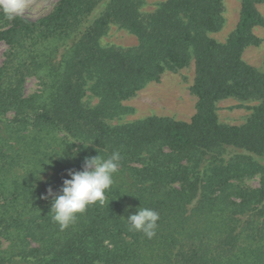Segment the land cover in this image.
Returning <instances> with one entry per match:
<instances>
[{"label": "trees", "instance_id": "16d2710c", "mask_svg": "<svg viewBox=\"0 0 264 264\" xmlns=\"http://www.w3.org/2000/svg\"><path fill=\"white\" fill-rule=\"evenodd\" d=\"M263 4L241 0L224 42L214 35L225 0H166L151 13L146 0H59L38 20L0 12V264H264V62L243 59L262 44ZM114 27L137 45L105 43ZM193 62L191 122H120L133 112L124 101ZM31 77L40 90L26 95ZM229 99L257 103L243 125L220 121ZM114 151L104 201L61 229L48 190ZM139 207L159 214L152 238L129 230Z\"/></svg>", "mask_w": 264, "mask_h": 264}, {"label": "rangeland", "instance_id": "374dc122", "mask_svg": "<svg viewBox=\"0 0 264 264\" xmlns=\"http://www.w3.org/2000/svg\"><path fill=\"white\" fill-rule=\"evenodd\" d=\"M164 1L166 0H146L145 11L153 12L159 3ZM25 2L26 6L20 15L30 20H38L49 15L59 0H25ZM225 5L226 25L224 30L214 35V38L221 42L228 38L238 24L241 0H225ZM258 9L264 15V4L260 5ZM255 33L262 40V44L259 47L247 49L243 59L248 64L259 68L264 62V27L257 28ZM105 43L130 48L137 45V38L125 30L114 27L105 38ZM7 50L6 44L0 41V64L4 61ZM194 81V62L179 72L165 73L160 82L151 83L134 98L124 101L123 104L132 108L133 112L123 117L120 122H131L149 116L169 117L177 121L191 122L196 114L198 101L197 97L192 94ZM39 90L40 83L36 78L27 79L26 95H33ZM256 104L253 102L243 103L233 99L225 100L219 104L220 121L230 126L243 125ZM249 184L258 186L259 180H252Z\"/></svg>", "mask_w": 264, "mask_h": 264}, {"label": "clouds", "instance_id": "9594fccd", "mask_svg": "<svg viewBox=\"0 0 264 264\" xmlns=\"http://www.w3.org/2000/svg\"><path fill=\"white\" fill-rule=\"evenodd\" d=\"M26 6L25 0H0V12L13 20L22 14ZM121 154L114 151L109 157L99 156L85 158L82 170L68 171L70 179H64L59 194H53L51 203L52 220L61 229L69 227L78 214H82L89 205L103 202L105 192L112 186L114 175L119 169ZM47 198V197H45ZM130 231L142 232L148 238L155 235L159 214L150 208L139 207L127 218Z\"/></svg>", "mask_w": 264, "mask_h": 264}]
</instances>
